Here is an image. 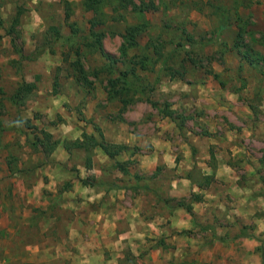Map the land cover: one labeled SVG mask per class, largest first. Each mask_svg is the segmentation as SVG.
<instances>
[{
  "label": "rangeland",
  "instance_id": "rangeland-1",
  "mask_svg": "<svg viewBox=\"0 0 264 264\" xmlns=\"http://www.w3.org/2000/svg\"><path fill=\"white\" fill-rule=\"evenodd\" d=\"M0 264H264V0H0Z\"/></svg>",
  "mask_w": 264,
  "mask_h": 264
},
{
  "label": "trees",
  "instance_id": "trees-1",
  "mask_svg": "<svg viewBox=\"0 0 264 264\" xmlns=\"http://www.w3.org/2000/svg\"><path fill=\"white\" fill-rule=\"evenodd\" d=\"M53 30H54L55 36L58 37L60 35L59 34V31H57V29H55V28ZM124 40L126 42V47L135 46L137 44L136 41L134 40V38L131 35L130 36H128V35L127 36H124ZM106 58L108 59V57H106ZM141 68H143V67H141ZM79 73H80V76H81L80 79H79V81L86 82V79L87 78L84 76V74L82 73V71L79 70ZM117 80H118V83H121L122 85L125 84L128 87H132V85L127 80L126 73H122L120 75L119 79H117ZM118 83H117L116 79L110 80L111 87L117 86ZM26 88L27 87H25V89ZM124 102L126 103V101H124ZM168 115L171 116L172 113L171 112H168L167 113V116ZM87 138L92 141V143L94 144V146H99L100 148H102V150L108 155L109 158H113L115 156L116 152H114V153L108 152L107 146L104 145V144H101V143L96 142V140H95V138L93 136H88ZM187 211L190 213L191 216H193V212L190 211V209L187 208Z\"/></svg>",
  "mask_w": 264,
  "mask_h": 264
}]
</instances>
